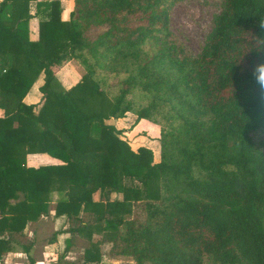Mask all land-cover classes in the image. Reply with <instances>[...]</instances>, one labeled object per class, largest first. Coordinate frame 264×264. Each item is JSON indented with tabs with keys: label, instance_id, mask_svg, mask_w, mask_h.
<instances>
[{
	"label": "trees",
	"instance_id": "trees-1",
	"mask_svg": "<svg viewBox=\"0 0 264 264\" xmlns=\"http://www.w3.org/2000/svg\"><path fill=\"white\" fill-rule=\"evenodd\" d=\"M35 1L0 3V264L14 251V237L49 215L53 193L55 217L72 223L60 264L75 235L88 242L79 264H99L105 243L134 264H264V151L248 135L264 126V0H224L200 54L186 61L168 42L169 10L182 0H73L69 21L57 0L37 2L32 16ZM94 25L109 26L103 38L111 40L98 43L105 69L114 72L151 42L152 64L183 73L172 87L194 101L195 119L184 121L194 130L183 145L156 118L155 103L134 109L125 100L127 88L110 99L87 72L70 90L61 88L55 70L83 58V30ZM41 73L43 104L35 113L22 101ZM127 113L160 126L158 163L150 149L132 151L105 124ZM29 154L62 164L28 168ZM172 184L182 190L170 195ZM133 203L148 211L145 224L127 218Z\"/></svg>",
	"mask_w": 264,
	"mask_h": 264
},
{
	"label": "rangeland",
	"instance_id": "rangeland-1",
	"mask_svg": "<svg viewBox=\"0 0 264 264\" xmlns=\"http://www.w3.org/2000/svg\"><path fill=\"white\" fill-rule=\"evenodd\" d=\"M223 4L224 0H182L171 6L168 14L170 34L168 42L182 50L181 60L186 61L198 57L213 27V19L222 11ZM108 29V25H94L85 28L83 30V40L85 41L83 58L71 61L77 66L81 76L85 72L90 73L110 99L117 98L123 89L127 88L128 94L125 100L130 102L134 109L155 103L158 111L155 114L156 118L166 126L167 130L178 136L177 145H183L192 135L191 130H194L184 128V121L185 119L191 122L195 120L194 110L191 107L194 101L185 92L172 87L175 80L181 78L183 73L169 69L166 65L152 64L157 47L151 42L141 44L134 51L132 57L119 61L120 65L116 66L114 72L105 69L103 66L106 63L104 59L100 58L102 49L98 43L103 41L107 45L108 40H111L110 36L103 38ZM123 65L126 67L122 70ZM154 125L157 132L160 133V126ZM248 135L256 146L264 151V126L256 131H249ZM131 144L134 148L137 143L131 142ZM169 190L172 195L182 190V186L172 184ZM118 197V194H112L111 200ZM57 199V195L52 197V203ZM99 199V195L95 194V200L99 201ZM50 207L53 208V205L51 204ZM154 207L157 211L155 212L156 218L153 220H159L162 217L159 212H162L163 207L159 204ZM132 212V215L127 218L134 220L137 224L143 225L148 221L149 213L142 207V204L133 203ZM49 220L42 218L41 224H37V222L31 224L24 236L14 237L16 240L14 244L15 256L11 257L12 259H6L7 264H12L13 261L16 262L15 264H28V255L34 261L37 260L38 264H58L57 254L56 256L50 255L55 252V249L53 251L48 249L45 252L44 245L50 243L56 229L58 231L59 227L66 226L65 230L68 231L72 223L60 219V223H55L57 225L54 226ZM92 238L95 242L102 241L99 234H92ZM73 242L71 254H68L69 259L64 260L67 264H79L83 251L88 246V242L78 235L74 236ZM26 248L28 251L25 250ZM100 250L103 255L102 264H134L130 257L119 255L118 249H114L111 244H101ZM4 262L2 264H6ZM144 264L152 263L146 261ZM204 264L212 263L206 260Z\"/></svg>",
	"mask_w": 264,
	"mask_h": 264
},
{
	"label": "crops",
	"instance_id": "crops-1",
	"mask_svg": "<svg viewBox=\"0 0 264 264\" xmlns=\"http://www.w3.org/2000/svg\"><path fill=\"white\" fill-rule=\"evenodd\" d=\"M3 0H0V3ZM41 1H51V0H37L35 2H31L29 6L30 14L34 16L36 11V3ZM60 3L61 7V19L63 21H69L71 17V13L74 9V1L73 0H57ZM39 33H38V20L36 18H33L29 22V40L32 42H35L38 40ZM45 52L48 51L51 52L52 48L49 43L45 44ZM55 78L57 82L60 84L61 88L65 91L70 90L73 88L81 79V74L77 66L72 61L64 62L61 66H59L55 70ZM44 84V74L41 73L38 78L33 83L32 87L29 89L27 94L25 95L23 99V103L27 106H34L35 107V113L41 108L43 104V94L40 92V87ZM4 115L3 111L0 109V118H2ZM105 124L111 125L115 127L116 130L120 131L121 134L119 135V138L126 142L132 151H137L139 148L144 147L147 149H150L153 152V161L154 163H158L160 160V142H159V134L155 128V125L147 120H138L136 115L133 113H127L123 118L115 119L110 118L105 121ZM132 143H137L136 146L133 148ZM62 162L48 156L47 154H29L26 156L25 165L28 168H39L43 166H56L61 165ZM57 195V193H53L52 197ZM99 195V194H98ZM58 196V195H57ZM100 197V196H99ZM95 200V195L93 196ZM118 200L121 199V195L117 198ZM96 201V200H95ZM53 205V208L50 207L49 215L46 217H41L37 224H41L42 218L49 220L54 226L60 223V219H64L67 223L69 220L65 216L55 217L54 210H55V202L51 203ZM82 217L83 215L80 214ZM49 218V219H48ZM59 221V222H58ZM34 222L28 223L25 232H27L28 227L33 224ZM57 223V224H55ZM63 223V222H62ZM66 226L59 227V230H55V235L53 236L54 239L52 242L45 243L44 250L45 252L48 251V249H55V252H53L50 255L57 254L58 258V264L59 257L63 254L65 247H66V241L71 237H69V230H65ZM57 231V232H56ZM33 233V232H32ZM71 235V234H70ZM74 246V242L72 241V247L69 249V251L66 253V256L64 260L66 261L68 258V254H71V250ZM101 246V245H100ZM102 250H100L101 252ZM15 256L14 251L11 253H8L7 255L3 256L1 264L4 262L7 264V260L12 259L11 257ZM102 260L99 264L103 263V255L101 252ZM7 259V260H6ZM61 261V263H65ZM34 261V260H33ZM16 262H12V264H15ZM11 264V263H10ZM29 264V261H28ZM34 264H38V261H34Z\"/></svg>",
	"mask_w": 264,
	"mask_h": 264
}]
</instances>
